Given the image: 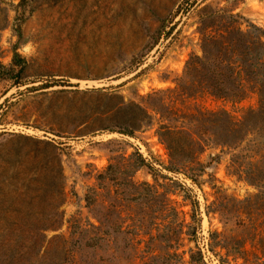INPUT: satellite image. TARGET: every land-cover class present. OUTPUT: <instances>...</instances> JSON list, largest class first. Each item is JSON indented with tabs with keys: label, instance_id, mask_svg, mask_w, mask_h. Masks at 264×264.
<instances>
[{
	"label": "rangeland",
	"instance_id": "374dc122",
	"mask_svg": "<svg viewBox=\"0 0 264 264\" xmlns=\"http://www.w3.org/2000/svg\"><path fill=\"white\" fill-rule=\"evenodd\" d=\"M40 235L31 264H264V0H0V260Z\"/></svg>",
	"mask_w": 264,
	"mask_h": 264
},
{
	"label": "trees",
	"instance_id": "16d2710c",
	"mask_svg": "<svg viewBox=\"0 0 264 264\" xmlns=\"http://www.w3.org/2000/svg\"><path fill=\"white\" fill-rule=\"evenodd\" d=\"M13 65H15L17 68H19L18 73L22 70V64H13ZM127 202H128V200H127ZM94 229H96V228H94ZM40 230L45 231V229H40ZM97 230H99V229H97ZM88 231H89V229H78V228L74 229V228H72V229H70L69 237H74L75 235H77V237L82 236L85 233H87ZM117 233H119V230L117 228L110 227L106 231H103L102 235H103V237L107 238V240H109L110 234H117ZM126 234H129V232H127ZM176 238H177V236H176ZM43 239H44V237L41 235L38 236V239L35 237H31L29 239V242L32 244V246L27 253H25V254H23V256H19V257L7 256L5 258H2V260H0V264H31V259L35 255V251L37 249V246H39L42 243ZM177 239H179V238H177ZM89 248L93 249V247H89ZM189 260H190L189 263L191 264L192 263V256L189 257Z\"/></svg>",
	"mask_w": 264,
	"mask_h": 264
}]
</instances>
